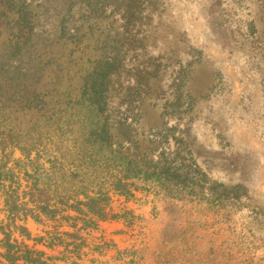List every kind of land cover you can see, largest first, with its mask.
<instances>
[{
    "label": "rangeland",
    "instance_id": "obj_1",
    "mask_svg": "<svg viewBox=\"0 0 264 264\" xmlns=\"http://www.w3.org/2000/svg\"><path fill=\"white\" fill-rule=\"evenodd\" d=\"M23 2L36 15L33 42L54 51L34 86L48 90L44 99L61 110L55 117L73 123L62 131L91 117L75 103L84 76L116 56L111 120L160 180H136L128 198L110 191L111 214L122 216L82 230L79 251L64 245L62 233L73 229L46 217L18 220L28 236L12 229V238L54 264H264V0ZM128 10L135 20L124 33ZM47 147L39 163L52 172L57 151ZM11 157L23 159L18 148ZM7 166L23 189L31 167ZM64 166L70 180L73 167ZM54 175L43 176L50 196Z\"/></svg>",
    "mask_w": 264,
    "mask_h": 264
},
{
    "label": "trees",
    "instance_id": "obj_2",
    "mask_svg": "<svg viewBox=\"0 0 264 264\" xmlns=\"http://www.w3.org/2000/svg\"><path fill=\"white\" fill-rule=\"evenodd\" d=\"M21 1L16 4V0H0V198L3 205L0 211L5 213L0 221V264H54L42 251L30 249L12 238V229L28 236L25 227L17 225L18 220L29 216L42 222L46 217L58 224L67 223L73 232L62 233L70 239L64 245L79 251L83 246L79 234L82 230L95 228L100 220L122 216L111 214L110 191L128 198L132 196L130 187L136 180L159 182L160 179L153 160L132 152L130 144L124 146L126 138L117 133V122L111 120L109 81L114 75L116 56L110 62L93 63L84 76L80 97L75 103L80 101L91 117L84 121L78 113L81 120L76 123L77 131L71 128L66 133L62 131V127L73 123H63L60 117H55L61 110L52 109L44 99L48 90L34 86V81H41L46 67L52 65L44 59L54 51L33 42L36 15ZM134 15L135 11L128 10L124 16L127 19L122 25L124 33L129 32ZM14 68L20 74L13 78L7 71ZM35 113L37 118L31 121ZM65 139L71 146L62 152L59 145ZM47 143L54 144L57 151L53 163L59 167L52 172L45 171L39 163L42 155L49 157ZM14 148L20 150L22 160L12 159ZM11 160L17 166L23 163L31 167V173L23 168L26 181L23 189L19 173L7 166ZM64 165L73 167L67 175L70 180L64 178ZM56 172L54 196H50V185L44 177L49 173L55 176Z\"/></svg>",
    "mask_w": 264,
    "mask_h": 264
}]
</instances>
